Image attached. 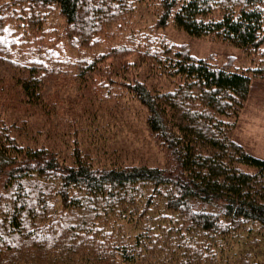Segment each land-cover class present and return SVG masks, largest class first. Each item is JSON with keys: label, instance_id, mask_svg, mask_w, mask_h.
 <instances>
[{"label": "trees", "instance_id": "trees-1", "mask_svg": "<svg viewBox=\"0 0 264 264\" xmlns=\"http://www.w3.org/2000/svg\"><path fill=\"white\" fill-rule=\"evenodd\" d=\"M141 2L156 18L105 48ZM167 23L260 62L197 57ZM263 46L264 0H0V264H264V159L233 137ZM124 95L161 166L97 164Z\"/></svg>", "mask_w": 264, "mask_h": 264}, {"label": "rangeland", "instance_id": "rangeland-1", "mask_svg": "<svg viewBox=\"0 0 264 264\" xmlns=\"http://www.w3.org/2000/svg\"><path fill=\"white\" fill-rule=\"evenodd\" d=\"M155 10V5L151 2L137 3L129 20L120 22L119 25H113L110 32L104 36L105 48L112 44L127 43L126 35L131 30L144 29V25L156 18ZM59 23V19H54L42 41L48 45H58L62 53H67L66 46L62 40L57 39L53 32L55 27L60 26ZM158 32L176 43L187 44L193 55L206 57L216 64H221L228 57H232L231 69L234 70L254 67L260 62L261 50L252 57L238 45L224 41L216 35L194 36L171 23L158 27ZM135 34L136 32H133L132 35ZM109 103L119 114V127L118 130L109 135L107 141L109 153L113 155L112 158H103L97 164L116 161L123 164L143 163L161 166L164 162V154L147 130L145 123L146 107L128 95H124L116 101L110 100L107 104ZM233 137L254 155L264 159L263 79L252 77L248 95L236 118Z\"/></svg>", "mask_w": 264, "mask_h": 264}]
</instances>
